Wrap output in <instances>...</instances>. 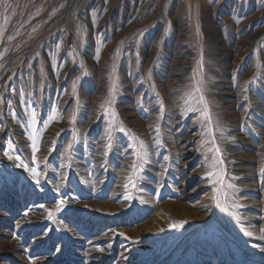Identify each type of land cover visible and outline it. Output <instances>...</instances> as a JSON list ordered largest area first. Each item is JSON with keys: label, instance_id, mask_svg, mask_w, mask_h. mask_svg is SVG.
Instances as JSON below:
<instances>
[{"label": "rangeland", "instance_id": "1", "mask_svg": "<svg viewBox=\"0 0 264 264\" xmlns=\"http://www.w3.org/2000/svg\"><path fill=\"white\" fill-rule=\"evenodd\" d=\"M0 264H264V0H0Z\"/></svg>", "mask_w": 264, "mask_h": 264}, {"label": "snow or ice", "instance_id": "2", "mask_svg": "<svg viewBox=\"0 0 264 264\" xmlns=\"http://www.w3.org/2000/svg\"><path fill=\"white\" fill-rule=\"evenodd\" d=\"M201 99H203V97H201ZM121 131H123V129H121ZM38 149L34 146V150H33V157H34V162H35V151H37ZM219 148L215 149V152L218 154L219 153ZM209 175H212V173H209ZM215 198V197H214ZM174 227H182V223L181 224H177V225H173ZM248 235H251V233H247Z\"/></svg>", "mask_w": 264, "mask_h": 264}]
</instances>
